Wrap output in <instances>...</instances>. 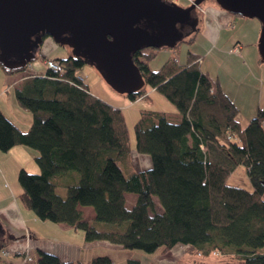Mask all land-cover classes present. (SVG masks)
Masks as SVG:
<instances>
[{
  "label": "trees",
  "instance_id": "16d2710c",
  "mask_svg": "<svg viewBox=\"0 0 264 264\" xmlns=\"http://www.w3.org/2000/svg\"><path fill=\"white\" fill-rule=\"evenodd\" d=\"M197 32L180 44L192 43ZM146 51L134 55L145 87L124 96L137 101L155 89L181 116L175 122L160 111H141L135 151L149 155L152 167L133 169L125 115L79 79L84 59H56L63 75L27 73L16 88L19 106L33 119L27 131L0 109V151L26 146L38 153L40 172H19L21 203L41 221L83 232L87 242L163 256L183 246L191 264L219 257V264H264V104L244 128L239 109L196 55L189 53L185 65L169 58L153 69L157 55ZM2 68L14 74L27 67ZM239 166L246 167L252 191L228 183ZM127 194L138 197L132 208ZM80 207L95 210L93 223ZM0 241L1 251L8 250L7 235ZM37 255L38 264H83ZM90 264L114 262L105 255Z\"/></svg>",
  "mask_w": 264,
  "mask_h": 264
},
{
  "label": "water",
  "instance_id": "95a60500",
  "mask_svg": "<svg viewBox=\"0 0 264 264\" xmlns=\"http://www.w3.org/2000/svg\"><path fill=\"white\" fill-rule=\"evenodd\" d=\"M205 1L182 7L173 0H0V65L27 67L45 38H52L94 67L115 92L131 95L146 84L134 55L185 41L197 31L196 10ZM216 1L234 15L262 23L259 52L264 62V0ZM185 27L191 30L186 35ZM6 235L0 220V238Z\"/></svg>",
  "mask_w": 264,
  "mask_h": 264
},
{
  "label": "crops",
  "instance_id": "0c3cea01",
  "mask_svg": "<svg viewBox=\"0 0 264 264\" xmlns=\"http://www.w3.org/2000/svg\"><path fill=\"white\" fill-rule=\"evenodd\" d=\"M201 11L202 16L199 18L197 35L192 43L187 44L200 43L199 34L203 30L207 37L206 50L203 53L195 52L193 46L188 49L186 62H181L179 58L176 59L180 65H185L188 62L189 53L196 55L202 61L203 71L213 81H218L224 92L235 103L239 109V121L245 128L264 104V62L259 52L262 23L256 18L234 15L223 9L218 3L208 4ZM207 61L211 68L205 69L203 67ZM213 65L214 69L217 68V72H214ZM31 70L36 75L45 73L40 72L42 70L39 71V69L37 71L33 66H31ZM79 75L83 76L81 73ZM101 86V95L94 94L91 89L90 92L111 106L122 110L123 106L118 104L117 97L110 95L112 93L104 85ZM4 96L5 93L0 95L1 111L21 130L27 131L33 121L31 114L27 111L19 112L18 107L14 108L13 101L1 102ZM159 96L155 89H149L145 96L135 102L147 100L150 106L145 109L154 110L153 99H158ZM12 111L20 115L15 116L17 120L12 116L9 117L13 113ZM163 113L172 121L177 122L181 119L176 109L169 107L164 99ZM135 152L134 146L132 152L133 169L136 171L150 169L152 167L150 159L146 156L136 155ZM237 169L231 174L229 180L236 176ZM31 172L39 173L40 169L38 167L37 170L36 167H33ZM19 193L22 192L18 191V197L11 199L6 191L2 192L0 189V220L5 228L12 230L18 237L9 243L8 251L11 255L3 264H20V258L17 254L21 255L25 251L30 252L32 256H38V251H45L57 255L66 262L90 264L94 258L107 255L106 252L122 250L106 241L87 242L84 233L74 228L58 225L51 221H41L32 211L23 207L19 200ZM137 198L134 194H127V207L132 208L136 204ZM80 210L83 212L85 221L89 223L95 221L96 213L92 207H80ZM47 238L51 241L48 245L43 243V240ZM134 254V258L140 259L141 264L169 262V259H165L167 255L163 256L157 253L149 255L141 251H136ZM113 262L116 264L114 260Z\"/></svg>",
  "mask_w": 264,
  "mask_h": 264
},
{
  "label": "rangeland",
  "instance_id": "374dc122",
  "mask_svg": "<svg viewBox=\"0 0 264 264\" xmlns=\"http://www.w3.org/2000/svg\"><path fill=\"white\" fill-rule=\"evenodd\" d=\"M175 2L182 7H189L194 2V0L191 2L190 0H176ZM214 3L216 4L217 1L206 0L205 2H203L196 10L197 16L201 18L202 16L201 10L205 9L208 4H214ZM198 11L199 12L201 11V13L198 14ZM199 35H200V40H199L200 43L196 42L195 44H187L188 42H184L172 49L169 48L147 49L146 53L148 54L156 53L157 55L155 59H152L150 61V66L153 69H159L161 66H163L165 60H168L169 58H179L181 62L182 61L186 62L185 60L187 59L186 56L188 55V49L193 46L195 52L203 53L207 47L206 44L207 37L203 32V30H201V33ZM46 39H47L46 42L44 41L41 49L38 51L36 59L31 63V66L35 67L37 71L39 69V71L42 70L40 72H45V73L47 70H49L46 64V59H67L70 55H72V49L70 47L58 45L54 42L52 38H46ZM203 68L205 69L211 68V65L208 63V61L205 62ZM213 69H214V65H213ZM215 71L217 72V68L214 69V72ZM27 73L33 74L31 67L25 68V70L22 72L7 74L0 66V95L5 93V96L2 98L1 102H5L6 100L13 101L14 108L18 107L19 112L26 110L22 109L19 106L15 92H16V88L19 86V84L22 83V80L24 79ZM79 73L83 74V76L82 75L79 76L86 78V83H88L90 89L92 90V92H94V94L101 95V87H102L101 85H104V87H106L112 93L110 95L117 97L118 104L123 106L122 112L125 115L127 126L131 136V146L132 148H134L136 144L134 127L135 124L140 119L141 111L145 110V108H148V106H150L148 105L149 104L148 101L147 100H145L144 102L131 101L129 97L115 92L110 86H108V84L102 79L99 72L92 66L84 65L79 70ZM83 82H85V80ZM163 99L164 101H166V104L169 107L174 108V106L170 102H168L163 96L160 95L158 99L155 98L153 99L155 103V109L153 107L154 110L163 112ZM18 115L19 114H17V112L16 113L13 112L11 115H9V117L12 116L15 120H17L15 116ZM135 154L140 155L137 152H135ZM37 155L38 153L35 150L28 148L26 146H18L8 152L0 151V189L2 190V192L6 191V193L11 197V199H13V197H18V191L22 192V187L20 186L18 181V175L20 170L24 169L30 173H33L31 172L33 167H36L38 170L39 166L35 160ZM142 156L148 157L151 161V157L149 155H142ZM33 174H37V173H33ZM228 183L231 185L240 186L246 190H252V185L249 181L245 166H240L236 171V176L230 179ZM5 229L7 231V237L10 241L18 238L12 230L8 229L7 227ZM9 235L13 236L14 239H10ZM48 239L49 238L43 240V243L46 245L50 244L51 241H49ZM187 251L188 249L186 247L179 246L178 248L172 250L170 253L167 254L165 259H169V262L163 261V264H191V262L193 261V257ZM135 252L136 250L132 251V250L122 249L120 251H115V252L112 251L111 253L106 252L105 254L111 256L113 260L116 262V264H128L127 259L134 258ZM9 257L3 258V260H1V264L4 263V259H9ZM32 257L33 258L35 257L34 262L27 264H38L37 256H32ZM212 259L215 261L213 262L210 260V264H219L220 261H222V257H219L218 259L215 258Z\"/></svg>",
  "mask_w": 264,
  "mask_h": 264
},
{
  "label": "built area",
  "instance_id": "2783aa9c",
  "mask_svg": "<svg viewBox=\"0 0 264 264\" xmlns=\"http://www.w3.org/2000/svg\"><path fill=\"white\" fill-rule=\"evenodd\" d=\"M46 64H47V67L49 70H52L54 72H57V73H60L61 75L64 74V68L62 67V65L60 64L59 61L57 60H54V59H48L46 60ZM79 79L81 81H84L85 80V77H82V76H79ZM11 254L8 250H3L1 253H0V264H1V260H3V258H7L9 257ZM23 255H26L25 257L21 258V261L20 263L21 264H27V263H30L33 261V258L32 256L29 254L28 251H25L23 253ZM5 260V259H4Z\"/></svg>",
  "mask_w": 264,
  "mask_h": 264
},
{
  "label": "flooded vegetation",
  "instance_id": "af4514ba",
  "mask_svg": "<svg viewBox=\"0 0 264 264\" xmlns=\"http://www.w3.org/2000/svg\"><path fill=\"white\" fill-rule=\"evenodd\" d=\"M191 30L188 28V27H185V28H183V30H182V32H183V34H188L189 32H190ZM187 39V38H186ZM144 50H146V49H144ZM144 50H142V51H144ZM141 51V52H142ZM70 56H72V55H70Z\"/></svg>",
  "mask_w": 264,
  "mask_h": 264
}]
</instances>
